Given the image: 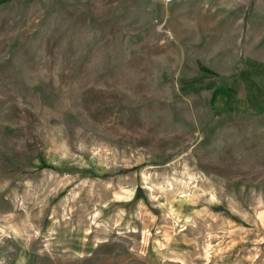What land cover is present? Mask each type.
<instances>
[{"label":"rangeland","instance_id":"rangeland-1","mask_svg":"<svg viewBox=\"0 0 264 264\" xmlns=\"http://www.w3.org/2000/svg\"><path fill=\"white\" fill-rule=\"evenodd\" d=\"M161 5L0 0V264H264V0Z\"/></svg>","mask_w":264,"mask_h":264},{"label":"crops","instance_id":"crops-1","mask_svg":"<svg viewBox=\"0 0 264 264\" xmlns=\"http://www.w3.org/2000/svg\"><path fill=\"white\" fill-rule=\"evenodd\" d=\"M255 0H173L169 5H161L158 11L159 24L166 33L170 44L180 47L206 46L208 38L214 34L220 38L219 31L228 29L229 14L248 6ZM193 60H202L192 59ZM219 98H228V91L218 90ZM218 95V94H217ZM226 95V96H225Z\"/></svg>","mask_w":264,"mask_h":264},{"label":"built area","instance_id":"built-area-1","mask_svg":"<svg viewBox=\"0 0 264 264\" xmlns=\"http://www.w3.org/2000/svg\"><path fill=\"white\" fill-rule=\"evenodd\" d=\"M164 5H169L173 2V0H159Z\"/></svg>","mask_w":264,"mask_h":264}]
</instances>
